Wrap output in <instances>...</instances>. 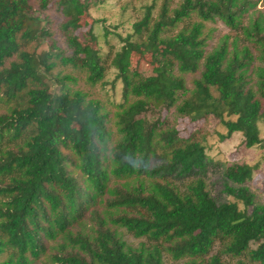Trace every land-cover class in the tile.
<instances>
[{"label": "trees", "instance_id": "obj_1", "mask_svg": "<svg viewBox=\"0 0 264 264\" xmlns=\"http://www.w3.org/2000/svg\"><path fill=\"white\" fill-rule=\"evenodd\" d=\"M102 1L0 0V264H166L167 255L264 264V204L248 185L255 166L224 164L223 192L235 201L217 198L201 138L138 118L148 108L194 121L213 114L227 136L261 145L264 0L147 6L133 25L140 40L124 38L112 60L122 84L115 111L65 70L105 84L98 20L76 39L81 16ZM219 20L231 32L209 49L206 23ZM128 47L153 55V78L125 62ZM65 121L78 128L59 138Z\"/></svg>", "mask_w": 264, "mask_h": 264}, {"label": "rangeland", "instance_id": "obj_2", "mask_svg": "<svg viewBox=\"0 0 264 264\" xmlns=\"http://www.w3.org/2000/svg\"><path fill=\"white\" fill-rule=\"evenodd\" d=\"M162 0H103L97 5L92 6L87 13L81 16V26L77 34V41L82 42L85 34L94 23L93 28L96 35L95 46L99 49L101 56L107 62V72L105 84H98L95 87L90 86L85 79V75L72 68H66L67 72L73 73L78 77L76 88L87 92L90 98L101 100L110 110L115 111L116 105L122 101V84L116 79L117 69L113 66L112 60L117 52L122 51L124 38L132 35V41H138L139 36L134 34L133 25L143 18L147 6L154 7V13H157ZM54 18L57 27L60 18L55 15ZM104 26L109 29V34L105 35ZM206 32H209L208 40L211 49L218 40L231 32L230 28L222 21L207 22ZM61 46L66 48L63 36L57 35ZM46 47V46H44ZM124 60L131 68L139 69L145 79H151L159 71V65L155 62L151 53L136 52L133 47L125 50ZM138 118L144 120L147 126L168 120L175 124L179 134L182 137H188L195 133L201 138L206 153L211 163L205 176L209 189L212 194L220 199L235 201V198L223 192V170L224 164L230 162H247L255 166L252 180L248 183L252 192L259 203L264 204V142L261 145L247 147L243 142L241 132H235L227 136V128L221 118L208 114L199 120H191L189 117L176 116L173 112L165 108H148L140 114ZM234 118V117H233ZM261 137L264 138V122L259 123ZM77 129L78 125H72L69 121L63 122L59 127L57 135L63 137L65 130ZM241 207H243L241 203ZM130 242H138L131 235H126ZM166 264H185V260H174L170 256L165 258Z\"/></svg>", "mask_w": 264, "mask_h": 264}]
</instances>
